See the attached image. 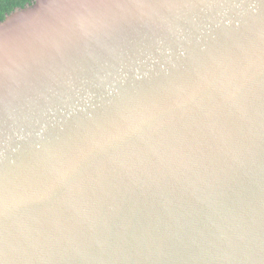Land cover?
<instances>
[{"label":"water","instance_id":"obj_1","mask_svg":"<svg viewBox=\"0 0 264 264\" xmlns=\"http://www.w3.org/2000/svg\"><path fill=\"white\" fill-rule=\"evenodd\" d=\"M0 264H264V0L6 15Z\"/></svg>","mask_w":264,"mask_h":264},{"label":"trees","instance_id":"obj_2","mask_svg":"<svg viewBox=\"0 0 264 264\" xmlns=\"http://www.w3.org/2000/svg\"><path fill=\"white\" fill-rule=\"evenodd\" d=\"M32 2L33 0H0V22L5 19L6 15L18 8H24Z\"/></svg>","mask_w":264,"mask_h":264},{"label":"snow or ice","instance_id":"obj_3","mask_svg":"<svg viewBox=\"0 0 264 264\" xmlns=\"http://www.w3.org/2000/svg\"><path fill=\"white\" fill-rule=\"evenodd\" d=\"M76 2H78V0H68L69 4H73ZM97 2H99V3H113V2H115V0H97Z\"/></svg>","mask_w":264,"mask_h":264}]
</instances>
